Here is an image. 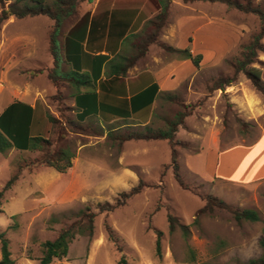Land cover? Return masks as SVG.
Returning a JSON list of instances; mask_svg holds the SVG:
<instances>
[{
  "label": "rangeland",
  "instance_id": "obj_1",
  "mask_svg": "<svg viewBox=\"0 0 264 264\" xmlns=\"http://www.w3.org/2000/svg\"><path fill=\"white\" fill-rule=\"evenodd\" d=\"M173 1L186 6L181 12L173 8V16L185 13L205 17L207 24L185 23L181 36L168 38L175 36L170 30L177 28L169 14L157 42L150 44L145 54L152 68L168 65L165 69H132L131 73L160 71L163 90L172 87L174 91L168 94L176 95L178 103L164 99L167 94L162 93L145 119L106 123L91 118L77 131L66 124L68 119L76 121L70 86L63 84L56 100V90L45 73L36 78L27 73L35 69H11L15 65L10 55L17 53L20 59L33 48L40 62L29 64L32 68L42 67L41 61L49 54L51 21L44 16L20 20L12 17L1 24L0 112L13 100L30 104L39 93L37 104L42 119L49 113L65 125V138L57 141L54 149L68 148L74 153L72 168L65 173L41 164L39 152L13 148L0 153V191L17 176L0 198V232L9 241L13 264H39L42 244L54 240L62 229L78 220L79 212L86 207L95 213L93 235H76L66 258L54 259L51 264H190L186 262L189 249L195 252V264H240L260 256L258 242L264 239V96L243 73L237 74L235 82L224 90H213L216 81L235 75L234 63L241 58L243 46L259 32V20L219 2ZM252 3L264 9V0ZM8 4L6 1L0 5V12ZM79 7L78 11L81 4ZM151 31L152 26L146 22L140 32L128 34L125 42L138 44ZM189 31L190 40L183 36ZM161 45L189 48L192 55L201 56L199 67L190 60L181 64L182 59ZM124 51L130 54L127 48ZM251 66L261 71L264 81V50L257 53ZM179 104L195 107L176 134L177 162L188 190L177 184L171 168L164 169L171 162L166 141L131 140L119 144L108 137L110 131L125 134L142 131L146 125L162 128L164 120L179 110ZM43 127L47 134L50 125L45 123ZM51 137L55 140V135ZM139 181L147 185L139 194L112 212H99V204L114 205L121 193L129 192ZM206 194L231 209L255 210L259 221L237 224L229 212L220 210L201 215L199 224L190 226L187 238L180 229L170 234L168 212L180 224L191 225L205 204L202 196ZM106 227L117 237L120 250L109 240ZM156 230L163 233L160 257L155 253ZM220 243L223 247L215 253Z\"/></svg>",
  "mask_w": 264,
  "mask_h": 264
},
{
  "label": "trees",
  "instance_id": "obj_2",
  "mask_svg": "<svg viewBox=\"0 0 264 264\" xmlns=\"http://www.w3.org/2000/svg\"><path fill=\"white\" fill-rule=\"evenodd\" d=\"M6 1H9V4L7 7H3L0 12V28L4 21L12 17L20 20L24 18L44 16L52 22L48 31L47 39L48 52L52 59L53 66L51 68L30 70L27 72L29 76L37 77L38 75L45 73L49 83L56 90V94L53 97L56 100L60 98L59 88L63 84H67L72 88L74 96L82 95L88 97L95 95L97 90L95 83L96 80L99 79V75L94 77L84 71L63 69L65 60L60 43V39L63 36V27L76 16L79 5L82 3H92L94 0H0V5H3ZM152 1L155 8L147 14V17L152 16L148 20V24L152 26V31L142 42L132 46V54L129 57L116 54L111 62L108 77L101 83V86L107 84L111 87V89H108L107 91L101 88L100 91L102 94L105 92L108 96L112 97L110 102L103 103L99 109V118L103 122L108 123L114 120L134 118V114L139 113L141 110L148 113L157 97L158 86L153 84L150 89L138 92L132 97L129 102V109L126 110L121 106L118 90L120 83H122L123 79L127 76L129 69L134 66L139 59L145 56L150 44L157 42L160 31L167 24L173 0ZM199 1L219 2L225 4L228 8H233L246 14H253L258 18L259 32L252 37V40L247 45L243 46L241 58L234 63L235 75L230 78L219 79L216 81L213 85V90H224L225 87L231 86L235 82L237 74L243 73L254 89L264 96V81L261 79V71L251 66L255 62L257 53L264 50V44H261V40L264 37V9L253 5V0H245L244 3H239L235 0H182L184 4ZM81 25L82 22L79 27H84ZM112 32L120 39L127 34L126 30L119 32V29L115 27H112ZM161 46L168 53L177 55L178 59L190 60L195 67H199L201 56L192 55L189 48L179 50L171 46ZM164 99L178 103L176 95L167 94ZM36 107L39 108L38 104ZM179 107V110L174 113L172 118L164 120V126L162 128L153 129L146 125L142 131L128 132L125 134H117L110 131L108 132V137L117 140L119 144L131 140L166 141L171 149V162L167 167H164V169L171 168L177 184L181 188L188 190L181 177L180 168L177 162L176 147L179 143L176 140V134L179 127L183 125L184 119L192 113L195 107L193 105L183 104H179ZM35 108L16 101L4 109L0 115V153L5 154L13 148L18 151L39 152L42 154L39 159L41 164L58 173H65L72 168L74 153L68 148L59 147L54 149L57 141L59 142L65 138V125L51 114L46 113L44 116L46 122H44V119L36 121L34 125L36 132H34L33 120L36 113ZM82 110L83 115L81 119L76 117V121L70 119L66 120V124L70 130L77 131L81 128L80 124L87 118L98 116L90 113L88 110L86 111V109ZM45 123L50 125L47 134L43 131ZM52 134L55 135V140L52 139ZM16 180V175L9 179L0 191V198L3 195V192L14 185ZM146 186L147 185H145L143 181H139V183L132 187L129 192L121 193L119 199L114 205L109 203L99 204V212H112L115 208L124 205L129 198L139 194ZM202 199L205 204L198 211L197 216L194 218L191 225L180 224L178 219L168 212L167 221L170 234L174 233L176 229H180L183 236L187 238L190 232V226H197L201 215L213 214L215 211L220 210L229 212L232 219L237 224L245 222L255 223L259 221V216L253 209H231L222 200L217 199L210 194L202 196ZM94 218L95 213H93L89 207L80 211L78 220L62 229L54 240L45 241L42 244V256L38 259L39 264H51L54 259L62 260L66 258L69 245L76 235H86L88 237L93 235ZM106 228L109 240H111L118 250H120L117 237L109 227ZM155 235V253L160 257L161 238L163 233L156 230ZM258 243L261 249L260 256L240 264H264V239L260 238ZM222 247L223 243H220L219 247L214 249V252H219ZM0 254V264H13L9 250V241L5 238L4 233L2 232H0ZM186 262L190 264L196 263V255L192 249H189L187 253Z\"/></svg>",
  "mask_w": 264,
  "mask_h": 264
},
{
  "label": "crops",
  "instance_id": "obj_3",
  "mask_svg": "<svg viewBox=\"0 0 264 264\" xmlns=\"http://www.w3.org/2000/svg\"><path fill=\"white\" fill-rule=\"evenodd\" d=\"M185 7V5L179 2L173 1L170 9V16L171 19H174V24L177 26V28L170 30L171 35L174 34L175 36L167 35L168 38L176 37V35L181 36L185 23L193 22L197 24V22H205V24H207L205 17H195L185 13L179 15L176 14L178 15L176 17L172 15L173 8H176L178 12H181L184 11ZM154 8L155 5L152 0H95L92 3L81 4V9H79L76 16L69 23V25L65 27L63 30V36L60 39L62 53L65 60L63 69L84 71L93 75L94 77L99 75V79L96 80L95 83L97 89L95 95L88 97L82 95L74 96L72 93L71 105L74 109L75 117L81 119L83 115L82 109H86V111L88 110L90 113L98 115L97 117H89L86 120L91 118L100 119L99 109L101 105L112 100V97L108 96L107 93L104 92L102 94L100 91L101 88L106 91L111 89V87L107 84L101 86V83L108 77L111 62L113 61L116 54L125 57H129L132 54L133 44H126L125 42L128 38V34H137L140 32L146 25V22H148V20L152 17H147L148 12L154 10ZM81 22V26L84 27H79ZM51 25L52 22L49 25V29ZM112 27L118 28L119 32L126 30L127 34L125 37L120 39L117 35L113 34ZM200 31L201 30H199V32ZM199 32L197 34H199ZM191 34V31H189L183 36H185V39L190 40ZM32 43L34 44L35 41ZM126 48L130 50V54L124 51ZM146 56L139 59L135 65L129 69L127 76L125 79H123V82L120 83L118 87L120 94L119 99L121 100V106L123 109L128 110L131 98L134 97L138 92L150 89L153 84L158 86V94L151 106V111L162 93L168 94L169 92L174 91L172 87H168L167 90H163V86L160 82V71L150 72L149 70H141L136 75H132V69H165L164 67L168 65L165 64L161 68L156 65L154 68H152L153 63L147 62ZM10 58L14 60L13 63L15 65L13 68L11 67V69H39L32 68L30 66L31 64H29V61L40 62L38 59L39 53H37L34 48L32 51L24 52L20 59L17 53L10 55L9 60ZM186 62L187 60L182 59L181 64H185ZM41 64V68H51L53 66V62L49 54L45 55V59L44 61H41ZM149 65L152 66L149 67ZM171 75L172 73L170 76ZM167 79L168 78H165V81ZM40 97V94L37 93L36 96L33 97V101L30 104L19 100H13L2 109L0 115L6 107L16 101L25 103L30 107L35 108ZM39 110V108H35L36 113L33 120V126L35 125L36 121L42 120V113ZM146 113V111L141 110L139 113L134 114V118L136 117L145 119ZM151 117L152 113L151 116H149V120ZM130 119L132 118H128L126 120ZM148 122L146 124H148ZM33 131L36 132L35 126Z\"/></svg>",
  "mask_w": 264,
  "mask_h": 264
}]
</instances>
